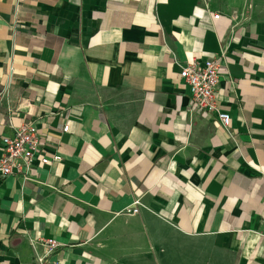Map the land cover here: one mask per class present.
I'll use <instances>...</instances> for the list:
<instances>
[{"label": "crops", "instance_id": "1", "mask_svg": "<svg viewBox=\"0 0 264 264\" xmlns=\"http://www.w3.org/2000/svg\"><path fill=\"white\" fill-rule=\"evenodd\" d=\"M215 58L226 128L181 77ZM26 122L0 264H264V0H0V159Z\"/></svg>", "mask_w": 264, "mask_h": 264}, {"label": "built area", "instance_id": "2", "mask_svg": "<svg viewBox=\"0 0 264 264\" xmlns=\"http://www.w3.org/2000/svg\"><path fill=\"white\" fill-rule=\"evenodd\" d=\"M220 14H215L218 18ZM219 60L209 59L203 63L197 60L189 62L183 67L181 77L189 87L191 104L199 109L218 113L222 125L226 128L230 125L231 114L221 110L218 105L217 90L219 80ZM69 125L64 126L68 131ZM41 136L38 128L33 123H25L2 139L4 154L0 159V172L3 176L12 175L15 169L27 170L31 167L34 158L40 157L41 162H49V157L41 149ZM55 156L54 159H58ZM140 200L136 199L129 208L131 214L139 211ZM50 249L57 245L54 239L47 240ZM33 264H57L48 257H40Z\"/></svg>", "mask_w": 264, "mask_h": 264}]
</instances>
